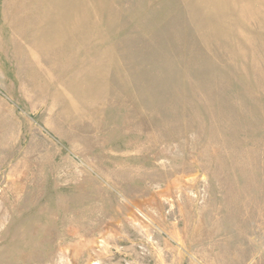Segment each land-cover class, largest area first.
<instances>
[{
	"label": "rangeland",
	"instance_id": "rangeland-1",
	"mask_svg": "<svg viewBox=\"0 0 264 264\" xmlns=\"http://www.w3.org/2000/svg\"><path fill=\"white\" fill-rule=\"evenodd\" d=\"M0 264H264V0H0Z\"/></svg>",
	"mask_w": 264,
	"mask_h": 264
}]
</instances>
